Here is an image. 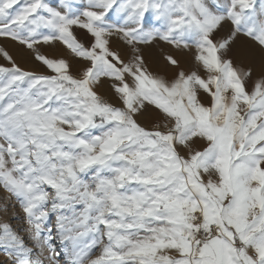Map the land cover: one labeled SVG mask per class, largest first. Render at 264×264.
<instances>
[{
	"label": "snow or ice",
	"instance_id": "6c2138e0",
	"mask_svg": "<svg viewBox=\"0 0 264 264\" xmlns=\"http://www.w3.org/2000/svg\"><path fill=\"white\" fill-rule=\"evenodd\" d=\"M213 4L0 0L4 264H264V0Z\"/></svg>",
	"mask_w": 264,
	"mask_h": 264
},
{
	"label": "rangeland",
	"instance_id": "374dc122",
	"mask_svg": "<svg viewBox=\"0 0 264 264\" xmlns=\"http://www.w3.org/2000/svg\"><path fill=\"white\" fill-rule=\"evenodd\" d=\"M49 2H51V0H49ZM71 2L73 3L75 7H81L85 3V0H71ZM206 2L209 4L210 7H213V10H215V5L213 4V0H206ZM216 2L223 3V0H216ZM259 3H260V0H257V7H259ZM112 20L113 21L115 20L114 15L112 17ZM73 31L78 40H81V41L84 40L83 30L73 29ZM0 47L6 48L9 51V53L13 55L14 58L17 59L18 63H20L22 67H26L29 69L36 67L31 62L29 58V54L26 52H22L19 46L14 44L13 42L0 38ZM40 47H41V51L46 55H49V56L56 55L58 57H63L68 60H72V57L70 56L69 52L66 49H64L63 46L61 45H57L58 50L56 52H53V50L48 48L47 46H40ZM111 47L115 51H120L122 53L125 51V46H123L122 43L116 37L112 38ZM169 51H173V50L162 44L159 46H155L151 49L145 50V53H144L145 59L151 71L158 72L162 75L164 74L171 75V72L175 71L174 69L166 70L164 67V61L162 57L163 55L167 54ZM177 55H178V59L181 62V68H183L186 71L192 68L193 66V61H192L193 53L192 52L186 51L182 54H177ZM124 58L127 60L129 56L125 55ZM3 63L4 61L0 59V64H3ZM98 91H100V93L104 95L106 99H111L110 94H108L104 89H99ZM5 259L6 257L2 254V250H0V264L1 263L4 264L3 262L5 261Z\"/></svg>",
	"mask_w": 264,
	"mask_h": 264
},
{
	"label": "bare ground",
	"instance_id": "6f19581e",
	"mask_svg": "<svg viewBox=\"0 0 264 264\" xmlns=\"http://www.w3.org/2000/svg\"><path fill=\"white\" fill-rule=\"evenodd\" d=\"M5 194L3 192H0V198H2ZM10 223L17 229L21 228V223L20 221L16 220V219H11ZM2 261V260H1ZM4 263V262H3ZM2 264V263H1Z\"/></svg>",
	"mask_w": 264,
	"mask_h": 264
}]
</instances>
